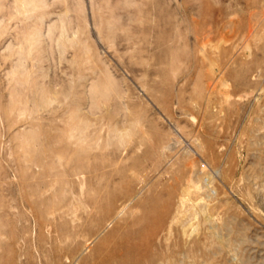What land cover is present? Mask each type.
I'll return each instance as SVG.
<instances>
[{
  "label": "rangeland",
  "instance_id": "374dc122",
  "mask_svg": "<svg viewBox=\"0 0 264 264\" xmlns=\"http://www.w3.org/2000/svg\"><path fill=\"white\" fill-rule=\"evenodd\" d=\"M0 264H264V0H0Z\"/></svg>",
  "mask_w": 264,
  "mask_h": 264
},
{
  "label": "bare ground",
  "instance_id": "6f19581e",
  "mask_svg": "<svg viewBox=\"0 0 264 264\" xmlns=\"http://www.w3.org/2000/svg\"><path fill=\"white\" fill-rule=\"evenodd\" d=\"M195 184V183H194ZM195 187V186H194ZM196 188V187H195ZM203 189V188H202ZM198 191V190H197ZM181 198V197H180ZM180 201V200H179ZM183 201V200H182ZM181 202V201H180ZM122 210V209H121ZM184 225V224H183Z\"/></svg>",
  "mask_w": 264,
  "mask_h": 264
}]
</instances>
